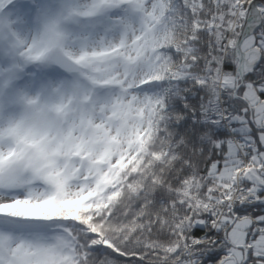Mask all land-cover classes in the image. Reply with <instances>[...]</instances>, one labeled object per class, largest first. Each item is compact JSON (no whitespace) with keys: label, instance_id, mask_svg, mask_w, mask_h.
Masks as SVG:
<instances>
[{"label":"snow or ice","instance_id":"1","mask_svg":"<svg viewBox=\"0 0 264 264\" xmlns=\"http://www.w3.org/2000/svg\"><path fill=\"white\" fill-rule=\"evenodd\" d=\"M0 264H264V0H0Z\"/></svg>","mask_w":264,"mask_h":264}]
</instances>
